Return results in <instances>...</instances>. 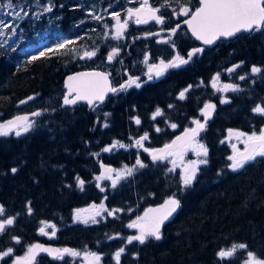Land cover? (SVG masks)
Listing matches in <instances>:
<instances>
[{
	"label": "trees",
	"instance_id": "16d2710c",
	"mask_svg": "<svg viewBox=\"0 0 264 264\" xmlns=\"http://www.w3.org/2000/svg\"><path fill=\"white\" fill-rule=\"evenodd\" d=\"M93 1L103 6L112 0H51L54 20L45 24V30L44 15L36 18L39 26L33 29L25 20L21 21L20 26L25 27L29 36L11 50H0V123L17 114V109L19 113L33 110L27 107L29 97L35 101L37 96L62 92L67 74L93 64H79L74 56L87 44L86 34L99 32L94 18L88 17L86 11ZM149 1L160 8L163 5L161 0ZM119 2L123 4V0ZM199 2L168 0L170 6L162 8L169 10L170 15L177 13L178 23L186 17L178 14L180 6L188 4L190 14ZM78 19L82 21L79 24ZM181 30L186 48L199 45L188 30ZM130 36L127 33L123 40ZM102 38L100 34L92 42ZM59 39L75 43L28 63L32 56L39 55L36 51L41 43L46 41L45 50L55 49L54 45H47ZM121 45L127 46L126 42ZM102 48L99 55L105 57ZM203 48V54L192 58L187 68L170 69L141 88L111 94L94 106L70 107L62 101L45 113L34 109L41 113L34 118L36 126L20 136H0L2 218L14 221L0 232V251L12 248L19 254L26 250V245L43 241L76 251L97 252L106 264H117L115 253L121 248L124 252L119 264H242L240 253L224 259L217 253L234 244H245L247 251L264 259V157L233 172L228 167L229 146L222 142L228 128L257 131L264 124V115L253 112L264 101V30L241 33L214 47ZM234 62L242 63L241 71L243 67L248 70L256 66L261 72L247 75L240 88L226 97L228 103H221L213 94L206 100L205 93L211 94V90L199 86V80L208 82L213 73ZM188 76L193 88L187 98L180 100L177 96L186 87ZM212 99L218 101L215 113L201 134L208 147L209 163L200 167L197 181L183 194L179 191V174L169 171L171 168H166L162 161H153L146 152L133 146L104 151L114 141L146 133L152 137L151 145L161 146L173 138L174 131L173 127H165L162 116L153 118L156 109H162L167 113V121L180 128L190 117H198L201 106ZM105 124L108 126L104 127ZM156 124L162 125L161 132L156 131ZM138 157L145 167L136 164ZM123 163L135 166L132 175L115 187L97 186L96 174L103 165L116 167ZM13 168L17 169L15 173ZM78 178L84 181L82 189ZM174 193L181 199V208L164 225L163 239L128 243L132 233L128 225L132 220L143 215L146 207ZM103 200L109 208L120 211L98 223L73 221L76 208ZM43 222L55 225L54 236L39 233ZM34 264L81 263L67 255L63 259L43 255Z\"/></svg>",
	"mask_w": 264,
	"mask_h": 264
},
{
	"label": "snow or ice",
	"instance_id": "6c2138e0",
	"mask_svg": "<svg viewBox=\"0 0 264 264\" xmlns=\"http://www.w3.org/2000/svg\"><path fill=\"white\" fill-rule=\"evenodd\" d=\"M63 5H61L62 7ZM163 6H170L168 0H165ZM7 7L12 9L15 7L12 0H8V3L0 4V8ZM54 5L51 3V0H48V3L43 6L42 12H51ZM160 11L159 8H152L148 5V0H143V3L140 8L128 9L127 14L128 18L131 19L135 17V23H147L149 20H155L157 23L163 24L164 19L161 16H158L157 13ZM191 11L190 8L181 7V13L185 16ZM21 12L25 16L28 15V12L24 10L21 6L20 11L15 13H9L10 15H15L17 18L20 17ZM42 13H37L39 16ZM114 18L116 20V34L115 38L120 39L123 36L124 29L127 27V20L123 23L120 21L119 13H114ZM94 19L100 20V16H93ZM185 23L191 28L192 34L196 39L203 42L205 45H211L215 41L221 38H230L234 37L237 33L242 31L244 32H253V31H262L264 30V0H200V7L192 13L191 19L186 20ZM178 27V26H177ZM0 28H13L11 23L5 24L3 21H0ZM13 32L15 29L13 28ZM174 35L176 29L171 30ZM157 35H159L157 33ZM75 41L64 40L61 43H58L55 46V49L48 48L45 51H41L39 55H34L30 58L28 63H32L40 59L41 57H47L49 53L54 51H59L61 49L68 48L69 45L74 44ZM70 51H75V49H70ZM118 49H114L113 52L108 56L109 61L113 59L115 55L118 54ZM204 51L203 48H194L191 52L187 54V59L177 55L170 61L165 62L160 60L158 63L149 64L148 71L145 73L147 79L141 81L138 76H129L125 83H122L118 88L112 87L108 79V74L102 72H92V73H78L73 76L68 77L67 88L68 93L63 98L64 105H75L78 101H87L89 105H96L97 103H103L105 98L109 93H119L121 91H126L129 88H141L143 84L148 81L158 79L163 76L169 69L178 68L181 65L189 63L191 58ZM96 53L95 51H85L84 56L92 57ZM148 57H145V63H147ZM239 67V65H236ZM232 71V69H229ZM252 73H259L261 69L259 67L253 66L251 69ZM245 77L241 76L240 79ZM219 74L212 81V86L217 88L218 91L223 90L227 91L231 89L232 91H237L238 88L235 85L224 84L222 89L218 87ZM191 87V86H189ZM188 89L180 92L179 98L184 99L185 93ZM32 99V97H29ZM26 101H21L25 103ZM227 100H222L221 103H228ZM215 105L208 103L204 105L202 110V115L204 116V122L201 123L200 120H194L193 123L196 125L194 128L186 129L182 136H178L170 144H166L161 149L151 150V158L153 161L157 160H166L168 157H175L171 163L173 168L169 171H174L177 160L181 162L182 173H181V188L179 189L180 193L190 189L194 182L197 181L198 174L200 172L201 165H207L209 163L208 149L207 147L197 141V137L200 132L204 130L208 119L211 117L212 112L215 110ZM253 112L264 115V106L257 105ZM33 116L41 115L40 112H35ZM162 115V111L157 109L153 118L156 116ZM34 121H31L28 116H17L11 120H8L5 123H0V136H8L15 133L16 136H20L22 133L28 132L34 125ZM136 123L139 124L140 120L137 118ZM108 125L105 124L104 127ZM173 128L176 127L175 124L172 125ZM159 131V129H157ZM228 136L231 138L233 136L236 139L241 140L244 144V149L240 150L236 147L235 144L232 145V155L227 159L231 162L228 167L236 172L240 169L245 168L250 162L256 161L258 157H264V129L260 131L259 134L252 132L251 135L240 132L229 130ZM148 138L147 134L142 136L139 140L136 141V144L140 147H143V141ZM223 142V141H222ZM125 147V145L120 144L119 141L114 142L110 147L104 149L105 152L111 151L115 147ZM146 152L149 149H144ZM192 150L195 152V155L198 157L196 160H190L187 163H184V157L186 153ZM136 164L140 167H145V165L139 160H136ZM13 173L17 171L16 168L11 169ZM134 169L128 168L125 166L124 169L117 171L116 169L104 166V173L100 176H97L96 179H108L111 180L112 187H115L120 179L132 175ZM116 173L113 177L112 173ZM220 175V173H217ZM78 184L83 188L84 181L78 178ZM103 191V189H101ZM181 208V199L177 197L174 193L167 200L164 201L162 205L157 208L147 209L143 216L137 217L132 221L128 227L133 229H138L139 234L128 237V243L133 241H138L140 244H144L150 238L154 240L163 239V231L165 222L169 220L178 209ZM31 209H29V212ZM120 209H113L109 211L103 203L100 205L92 204L88 209H77L75 213V219L84 224H88L89 221L92 223H97V216H101L103 212H108V215H114ZM4 212V208L0 205V214ZM13 219H6L3 222H0V232H3L5 225L13 224ZM44 227L40 228V232L43 235H48V232L45 231L46 228L55 229L54 224H48L43 222ZM52 235H55V231L52 232ZM17 242H19L17 240ZM247 246L245 244L233 245L231 249L221 250L217 253L218 257L221 259L229 258L234 255L237 249H245ZM13 250L9 248L5 252H0V259L10 256ZM39 252H47L51 255H54L55 258L63 259L64 254L70 256H80L81 253L73 249L64 248V249H53L46 248L40 244H34L29 247L28 253L24 257H17L14 261V264H32L35 260L36 255ZM124 252V249L121 248L115 253V259L117 264H119L121 254ZM85 259L89 260V264H99L101 257L96 253H85ZM248 262L247 264H264V259H258L254 253L248 252Z\"/></svg>",
	"mask_w": 264,
	"mask_h": 264
},
{
	"label": "rangeland",
	"instance_id": "374dc122",
	"mask_svg": "<svg viewBox=\"0 0 264 264\" xmlns=\"http://www.w3.org/2000/svg\"><path fill=\"white\" fill-rule=\"evenodd\" d=\"M88 1H91V0H88ZM119 1L120 0H112V1H110V4H103V6H99L96 1H93V5H92L91 9H86L87 13L89 14L88 17L100 16L101 19L100 20L94 19V22L96 23L95 28H96V30L99 29V30H97L99 32L96 33V35H92V36L86 34L88 37L87 44L84 45L85 47H82L74 55L78 60H80L79 64H82L81 62H84L85 64L87 62H90L92 64V62H93V64L90 67L83 66L82 68H88L89 69V68H94L97 66V68L103 69L105 67V60H106L107 56L110 55L114 49L119 50L118 54L114 56V62H116L118 60V57L123 56V59L121 60L123 62V64L124 65L129 64L130 58H131V52H132L131 46H130V44L127 45V43H126L127 46L125 48L121 45V43L127 42L128 40H130V39H128V40L124 41L123 38L126 36L127 31L131 28L132 23L130 21H127L128 22L127 28H126V30L124 29L123 36L120 38L122 40L116 39L115 38L116 20H115L113 14L117 13L116 12L117 8L125 9L126 7H130V8L138 7V5H142L143 0H123V4H121ZM156 1H158V0H156ZM12 2L15 5L14 8H12V9H9L7 7L0 8V21H3L5 24L11 23L13 25V28L15 29V32H13V28H0V50L4 48L5 52L7 51V49L11 50V49L21 45L20 43H21L22 39L25 36L29 35V33L26 32L25 27L20 26V23L22 20H25L26 25H28L31 29H33L36 26H39V24H36V18H41L42 15H44V20L46 19L45 22L43 23V25H45L46 23H50L52 20H54V18L51 15V12H42V8H43V6H45L48 3V0H12ZM7 3H8V0H0V4L6 5ZM161 3L164 4L165 0H161ZM21 6H23L24 10L28 12L27 16H25L23 12H21L19 18H17L15 15L9 14V13H15V12L20 11ZM182 6L191 9V7H189L188 4H185V5L183 4L180 7H182ZM159 8H160V6H159ZM160 10L162 12L161 16L164 19L166 17L167 19L171 20L174 23V21L176 20L175 18H177V13H174V16H173V15H170L169 10H167L165 8L161 7ZM37 13H42V14L37 16L36 15ZM124 13L126 15L127 9H126V12H124ZM178 14H180L181 16H185L181 13V8L179 9ZM80 22H82L81 19L80 20L78 19V21H76L77 24H79ZM147 23L150 24L151 22H147ZM157 24H160V23H157ZM47 27H48V25H45L44 30ZM154 29H156L155 26H154ZM36 30L38 31L39 29H36ZM142 32H144V31L142 30ZM36 33L37 32H34V34H36ZM99 33L101 34V36H103V38L97 42H92V41L99 39V35H100ZM144 34L149 35V32H144ZM181 34L179 36V41H178L179 42V48L174 47L173 43H171L173 40L172 35L163 34V36H158L156 38L157 40L155 42H151V43H153V47H154V54L152 56V59H148L147 63L144 62L145 61V56H144L145 50H144L143 53L140 55L141 56L140 60L138 61L136 66L133 67L134 70H132V74L140 77L141 81H144L147 79L145 73H147V71H148V65L149 64L158 63L160 60H164L165 62H168V61L172 60L177 55V53L180 56L187 59V54L182 53V51H186L187 49H191V48H194L196 46H191V47L186 48L185 44L182 42ZM63 41H64L63 39H59L56 43H50L47 46H49V47L53 46V45L56 46L58 43H61ZM45 42L41 43V45L39 44L40 47H38L39 49L36 51V53H39V52L45 50V46H46ZM151 43H148V44H151ZM140 44L147 45L145 43H140ZM102 45H104V48H102L103 47ZM101 48L103 49L104 52H106L105 57H100V55H99ZM124 49H125V51H124ZM85 51H89V52L95 51L96 54L92 57H87V56H84ZM134 63L135 62H133L132 64H134ZM102 65H104V67H102ZM236 65H239V67H236ZM82 68H80V69H82ZM229 69H232V71H229ZM241 69H242V63L234 62V64L223 67V69H221L220 71L213 73L211 75L212 76L211 79L208 82H204V81L200 82L199 86L203 85V86H205V88H207V91L211 90V94H209L208 92L205 93L206 100L211 99L212 98L211 95L213 94L221 102L222 100H226V97L229 96V93L233 92L231 89H229L227 91H223V90L218 91L217 88H214L212 86V81L217 76V74H219L218 87L221 89H222L224 84H231V85L237 86V88H240L241 81L245 80L247 78V75H253L254 74L251 72L252 67L249 68L248 70H245L244 67H243L242 71H241ZM241 76H243L245 78L240 79ZM185 89H186V87L184 88V90ZM63 96H64L63 91L59 92L58 94H56L54 96L48 95L47 97H42V98L37 96L35 101H34V99H31V102L30 101L27 102L29 104L27 107H30V108L33 107V110H28V111H34V109L39 108L41 113H45L49 109L57 108V106L62 103ZM207 102L214 103V105L216 106L218 101L212 99V100L207 101ZM258 105L264 106V101L260 102V104H258ZM25 110H27V108H25ZM160 110L162 111V115H160V116H162V118H165L164 119V123H166V124H164V125H166L165 127H167V126L172 127V125L174 123L171 124V123H169L170 121H167V118H168L167 113H164V111L162 109H160ZM155 112L156 111H154V113H152V116H154ZM14 113H19V109H17ZM201 118L202 117H200V116L190 117V120H188V122H186L185 124L190 125V123H193L194 120H200L201 121ZM30 120L35 122L33 127L36 126L37 121L34 118H32ZM0 122H1V120H0ZM155 126H156V131H157V129H159V131H157V132H161V128H162L161 126L162 125L156 124ZM176 127L177 128H175V129H177V131H178V129H179L178 125H176ZM230 129L234 130V131L244 132V133H247L249 135H251L252 132H256L257 134H259L260 131L262 129H264V124H262L260 129L257 131L256 130L244 131L240 128H237V129L228 128V129H226L225 136L223 138V142L229 146L230 153L228 154V157L230 155H232V145L233 144H235L236 147L239 148L240 150L244 149V144L242 143V139L238 140V139H236L235 136H233L231 138L228 136V131ZM22 134H25V133H22ZM146 134H147L148 138L143 141V147H140L136 144V141L139 140L142 136L141 137H132L130 139H127L126 141H120V144L125 145V147H123L125 149L131 148L132 146L142 150L143 152H146L144 149H149V151H147L146 153L151 156V150H153V148L155 146L151 145L152 137H149L148 133H146ZM10 135L14 136L15 133L13 132ZM196 139L199 143H202L206 146L205 139L203 138V136L197 137ZM114 142H116V141H114ZM112 144H109L105 148L110 147ZM164 144H166V143H162V145H164ZM115 148L120 149L121 147L117 146ZM207 149H208V147H207ZM138 159L141 161L140 157H138ZM173 159H176V158L175 157H168V159H166V160H159V161H162L163 163H165L166 168L169 167L172 169L173 164L171 163V161ZM196 159H198V157L195 155V152L192 150H189L184 157V163H187L190 160H196ZM141 162L143 163V161H141ZM230 163L231 162L229 161L228 165ZM104 166L116 169L117 171L124 169L125 166H127L128 168H133V169L135 168L134 165L132 166L128 163H123V164H121V166H116V167H114L111 164H106V165H103L101 167V169H99L98 174H96V177L100 176L104 173ZM202 166L203 165H201V167ZM174 172H177L179 174V176L181 177L182 165H181V162L179 160H177V165L174 169ZM112 175H113V177H115L116 173L114 172V173H112ZM126 177H124V178H126ZM124 178H122V179H124ZM122 179H120L119 182ZM96 182H97V186H101V187H103V189L105 188V185L106 186H112L111 180H108V179H102L99 181L96 179ZM101 203H103L109 211L113 210L112 208H109L107 206V204L104 200L99 202V204H96V205H100ZM89 207H90V205H88L87 207L76 208V210L77 209H88ZM76 210H75V213H76ZM3 215H4L3 213L0 214V222L5 221L6 219H11V218L4 219V218H2ZM110 216H112V215H108V212H103L101 216L96 217V220L97 221L104 220V219H106V217H110ZM141 216H143V215H141ZM136 218H137V216L135 217V219ZM135 219H133L132 221H134ZM73 221L76 223L80 222V221H77L75 219V214H74ZM80 223H82V222H80ZM89 223H92V222L89 221ZM42 227H44V225H42ZM5 229H6V226H5ZM130 229H131L132 233L129 235V237L139 234L138 229H133V228H130ZM52 230H53L52 228H46L45 231L48 232V235H45V236H48L49 238L52 237L51 236ZM39 233L41 234V232H39ZM34 243H30V245H26V248H25L26 250L24 252H20L19 254H16L18 252L11 248L13 250L12 254L10 256L4 257L3 259H0V264H14V261L17 257H24L27 255L29 247L32 246V244H34ZM234 245H238V244H234ZM232 246L233 245H231L228 248H223L221 250L231 249ZM8 249L9 248H7L6 250L0 251V252H5ZM77 252H80L81 255L75 256V257L70 256L68 254H66V255L69 256L70 258L74 259V260H79V262L81 264H89V260L85 259L84 254L85 253H96L97 255H99L101 257L99 264H106L103 261L102 254H99V253L94 252V251L89 252V251H79L78 250ZM248 252L249 251H247L246 249H237V251L234 253V255L237 253H240L241 255H243V260L241 263L247 264L248 259H249L247 256ZM66 255H64V256H66ZM257 258L261 259L259 257H257Z\"/></svg>",
	"mask_w": 264,
	"mask_h": 264
},
{
	"label": "flooded vegetation",
	"instance_id": "af4514ba",
	"mask_svg": "<svg viewBox=\"0 0 264 264\" xmlns=\"http://www.w3.org/2000/svg\"><path fill=\"white\" fill-rule=\"evenodd\" d=\"M148 5L152 8H159L157 6H154L150 1H148ZM138 6H141V5H138ZM126 9L128 10V9H133V8H130V7H126L125 9L117 8L116 12L119 13V15H120L121 23H123L125 20L130 21L132 23L131 28L127 31V33L130 34L131 36H130V38H127L124 40V41H126V40L130 39L126 42L127 45L130 44L131 49H132L130 62H129V64L124 65L123 62L121 61L123 59V56L118 57V60L116 62H114V57H113V61L109 62L108 57H107L105 60V67H104V65H102V67H104L103 70L106 69L107 71H109V74L111 76V80L113 81V86H116V87H119L122 83H125L129 76H135L134 74H132V70H134L133 67H135L136 64L138 63V61L140 60V58H141L140 55L143 53L144 50H145L144 56L145 57L147 56L148 59H152V56L154 54V47H153V43H151V42H155L157 40L156 38L158 36H163V34L172 35L173 40L171 43H173L174 47L179 48V42H178L179 36L182 33L181 29L184 28V26L179 27V29H177L175 34L173 35L171 30L173 28H175L178 19L175 18L176 20L173 23L171 20L167 19L166 17H165V19L163 18L164 19L163 24H157V22L155 20H149L148 22H151L150 24L149 23L137 24V23H135V17L134 16L131 19H129L128 14L126 13V15H125L124 12H126ZM161 13L162 12L160 10L157 13V15L161 16ZM154 26L156 27V29H154ZM126 28H125V30H126ZM142 30L144 32H149V35L144 34V32H142ZM157 33L159 35H157ZM140 43H145L147 45H142ZM148 43H151V44H148ZM194 48H203V46L199 45L198 47H194ZM194 48L187 49L186 51H182V53L188 54ZM124 51H125V49H124ZM201 54H203V53H198V54L194 55L192 58L197 57ZM192 58H191V60H192ZM190 61H189V63H187L185 65H181L180 68H187L188 64H190ZM133 62H135V63L132 64ZM171 69H175V68H171ZM188 72L189 71H186V73H188ZM160 78H158V79H160ZM155 80H157V79H155ZM148 82H150V81H148ZM199 82H203V79H200ZM189 86H191V87H189ZM132 88H135V87H132ZM190 88H193V84H192V82H190V77L188 76L187 85H186V89H188V91L185 93V98H187V95H188ZM127 90H130V88ZM182 91H184V90H182ZM179 94L177 96L178 99H180ZM63 98H62V101H63ZM180 100H182V99H180ZM206 103H209V102H206ZM205 104H203L198 111L199 116L202 117L201 123H202L203 118H204V116L202 115V110H203ZM5 122H3V123H5ZM183 124L178 129V131H177V129H175L177 127L173 128L174 136L179 135V133L182 132L186 128H190V127L195 126L194 123H190V125H187L185 123H183Z\"/></svg>",
	"mask_w": 264,
	"mask_h": 264
},
{
	"label": "water",
	"instance_id": "95a60500",
	"mask_svg": "<svg viewBox=\"0 0 264 264\" xmlns=\"http://www.w3.org/2000/svg\"><path fill=\"white\" fill-rule=\"evenodd\" d=\"M198 7H200V2H199ZM198 7H197V8H198ZM138 8H140V7H138ZM194 11H195V10H194ZM194 11H193V12H194ZM193 12H192V13H193ZM192 13H190L189 15H187V16L185 17V20H183V21L177 23L176 26H175V29L177 30V29H179V27H181V26H185L186 29H187V30L189 31V33L191 34L192 38H193L197 43L199 42L200 44H202V45L205 46L206 48L213 47V46H215L217 43H219V42L222 41V40H228V39L233 38V37H230V38H221V39L215 41V42H214L213 44H211V45H205V44H203L202 41L196 39V37L192 34V31H191V28L189 27V25H188L187 23H185L186 20L191 19V15H192ZM177 26H178V27H177ZM241 33H245V32L242 31V32H240V33H237L236 35L241 34ZM247 33H248V32H247ZM236 35H235V36H236ZM107 57H108V56H107ZM108 61H109V59H108ZM111 61H113V59H112ZM111 61H109V62H111ZM92 72H102V73L108 74V79H109V81H110V83H111V86L113 87V84H112V80H111V78H110L109 71H107V70H103V69H99V68H89V69H88V68H82V69H77V70H75V71H72V72H70L69 74H67V75L65 76V78H64V80H63V82H64V87H63V88H64V96L67 95V93H68L67 82H68V77H69V76H73V75H76V74H78V73H92ZM117 88H118V87H117ZM111 94H113V93H109V94L107 95V97H108L109 95H111ZM107 97L105 98V100L107 99ZM83 104L89 105V104L87 103V101H78L75 105H68V106L72 107V106L83 105ZM89 106H93V105H89ZM35 112H38V110H37V111H34V112H27V111H25V112H22V113H17V114H15V115H13L12 117L8 118V119L6 120V122H7L8 120H11V119L17 117V116H28L29 118L35 117V116L32 115V114L35 113ZM213 113H214V111L212 112V115H211V117L208 119V121L212 118ZM203 122H204V119H203L202 123H203ZM194 127H196V125H195ZM194 127H190V128H194ZM205 127H206V126H205ZM186 129H189V128H186ZM186 129H184L182 132H180L179 135H177L174 139H172V140H171L169 143H167V144H170V143H171L173 140H175L178 136H182L183 133H184V131H185ZM204 129H205V128H204ZM202 131H203V130H202ZM202 131L200 132V134L202 133ZM200 134H199V136H200ZM164 146H165V145L160 146V147H156V149H161V148H163ZM169 197H170V196H169ZM169 197L163 199L161 202H159V203L156 204V205H150V206L146 207V210L149 209V208H157V207H159V206L162 205V204L164 203V201L167 200ZM177 211H178V210H177ZM172 216H173V215H172ZM170 218H171V217H170ZM170 218H169L168 221L165 222V224L168 223V222L170 221ZM34 244H40V245H43V246L46 247V248L64 249V248L60 247L58 244H55V243L53 244V243H48V242H43V241H42V242H39V241H38V242H35ZM34 244H32V245H34ZM66 248H69V249H70V247H66ZM43 255H47V256H50V257H52V258H55L54 255H51V254H49V253H47V252H39V253L36 255L35 260L32 262V264H34V263L37 261V260H36L37 258H39V257H41V256H43Z\"/></svg>",
	"mask_w": 264,
	"mask_h": 264
},
{
	"label": "bare ground",
	"instance_id": "6f19581e",
	"mask_svg": "<svg viewBox=\"0 0 264 264\" xmlns=\"http://www.w3.org/2000/svg\"><path fill=\"white\" fill-rule=\"evenodd\" d=\"M78 106V105H77ZM30 112V111H29ZM39 112V111H38ZM35 117H37V116H35ZM35 117H32V118H35ZM60 246V245H59ZM61 247V246H60ZM63 248V247H62Z\"/></svg>",
	"mask_w": 264,
	"mask_h": 264
}]
</instances>
